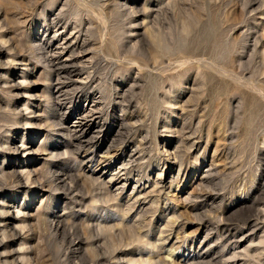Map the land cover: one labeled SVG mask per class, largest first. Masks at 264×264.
I'll use <instances>...</instances> for the list:
<instances>
[{"label":"rangeland","instance_id":"obj_1","mask_svg":"<svg viewBox=\"0 0 264 264\" xmlns=\"http://www.w3.org/2000/svg\"><path fill=\"white\" fill-rule=\"evenodd\" d=\"M0 3V264H264V0Z\"/></svg>","mask_w":264,"mask_h":264},{"label":"bare ground","instance_id":"obj_2","mask_svg":"<svg viewBox=\"0 0 264 264\" xmlns=\"http://www.w3.org/2000/svg\"><path fill=\"white\" fill-rule=\"evenodd\" d=\"M0 4H1V3H0ZM6 42H7V41H6ZM83 45H84V44H83ZM66 46H67V45H66ZM54 56H55V55H54ZM46 58H47V57H46ZM48 58H49V57H48ZM52 58H53V56H52ZM51 60H52V59H51ZM51 60H50V61H51ZM51 63H52V61H51ZM76 63H77V62H76ZM70 65H71V64L69 63V66H70ZM67 66H68V65H66L65 67H67ZM69 66H68V67H69ZM73 66H74V65H73ZM73 66H72V67H73ZM60 68H61V67H60ZM74 69H75V68H74ZM70 70H71V69H70ZM72 72H73V71H72ZM70 74H71V73H70ZM65 76H66V75H65ZM71 79H72V78H71ZM13 86H14V85H13ZM16 86H17V85H16ZM57 87H58V86H57ZM56 91H57V90H56ZM57 95H58V94H57ZM67 95H68V93H67ZM53 98H54V97H53ZM56 98H57V97H56ZM59 99H60V98H58V100H57L58 102H59ZM91 110H92V109H91ZM88 115H90V114H88ZM84 116H85V115H84ZM82 118H83V117H82ZM84 119H86V118H84ZM94 120H95V119H94ZM59 125H60V124H59ZM94 125H95V123L91 124V125L89 126V128L91 129V127L94 126ZM79 126H80L81 129H82V130H80V132L82 131V133H84V134L88 133L89 128L86 130V126H87V125H84V123H83L82 121L80 122V125H79ZM96 126H97V125H96ZM123 133H124V132H123ZM80 134H81V133H80ZM77 136H78V135H77ZM80 137H81V136H80ZM89 139H90V140H89ZM89 139H86V140H84V139H83V140H81V139H77V140L81 142L82 147H83V145H84V147L86 146V147L88 148L89 145H90V143L93 142V139H92V141H91V137H90ZM78 141H77V142H78ZM90 141H91V142H90ZM77 142H76V143H77ZM80 142H79V143H80ZM6 145H8V147H7V148L5 147V149H10V148H11L9 142H6ZM79 146H80V145H79ZM79 146H78V147H79ZM91 146H92V144L90 145V147H91ZM3 147H4V146H3ZM82 147H81V148H82ZM11 149H12V148H11ZM20 149H21V148H20L19 146L16 145V146L14 147V154H15V153L19 154ZM78 150H79V148H78ZM81 150H82V149H81ZM85 150H87V149H85ZM108 153H111V152H108ZM17 154H15V155H17ZM52 154H53V153H52ZM13 158H14V157H13ZM16 160H17V159H16ZM10 161H11V160H10ZM12 163H13V161H12ZM14 165H15V164H12V165H10V166H14ZM132 169H133V168H131V170H132ZM139 169H141V168H139ZM139 169H138V170H139ZM136 170H137V169H136ZM23 171H24V170H23ZM132 171H133V170H132ZM35 172H36V171H35ZM22 174H23V173H22ZM130 174H131V172H129V171L126 172V175H127L128 177L130 176ZM25 175H26V177H27V178H26L27 182L32 181L33 178H31V177H33V175H32V173H31V170H27L26 173H25ZM34 175H35V174H34ZM13 176L17 178V182H18L17 184H22V183H23L21 177L17 176V174L15 173V171H14V172H6V171L3 169V170H1L0 186L2 187L1 184L3 183V182H2L3 179H4V180L6 179V181H7V178H8V179H9L10 177L13 178ZM20 176H21V175H20ZM53 176H54V175H53ZM61 178H62V177H61ZM59 179H60V178H59ZM95 179H96V178H95ZM34 180H35V179H34ZM34 180H33L32 182H35ZM58 181H59V180H58ZM97 181H98V180H97ZM99 181H100V180H99ZM94 182H95V181H94ZM66 184H67V182H66ZM99 184H100V183H99ZM74 185H75V184H74ZM102 185H103V184H102ZM64 186H65V185H64ZM104 187H105V185H104ZM105 188H106V187H105ZM68 189H69V188H68ZM120 189H121V188H120ZM105 190H106V189H105ZM67 192H68V191H67ZM107 192H108V193H107ZM107 192H106V193L110 196V192H109V191H107ZM113 195H114V194H113ZM119 195H120V194H119ZM115 197H117V199H118L119 196H116V195H115ZM13 202H14V201H13ZM4 213H5V211H4ZM4 213H3V214H4ZM6 213H7V212H6ZM8 213H9V212H8ZM52 220H53V219H52ZM56 221H57V220H56ZM53 222H54V221H53ZM57 222H58V221H57ZM60 222H61V221H60ZM48 223H49V222H48ZM51 223H52V222H50V224H51ZM60 225H61V224H60ZM60 225H57V224L55 225V222L52 223V226H56V231L60 228V227H59ZM62 225H63V224H62ZM24 226H25V225H24ZM50 227H51V226H50ZM52 228L54 229V227H52ZM4 229H5V228H4ZM4 229H2V231L5 232V233H7ZM133 231H134V230H133ZM87 235H88V234H87ZM8 237H9V236H8ZM83 237H84V236H83ZM135 237H136V236H135ZM136 238H138V236H137ZM136 238H135V241H136ZM80 239H81V238H80ZM138 239H139V238H138ZM137 241H138V240H137ZM81 242H83V241H81ZM138 242H140V241H138ZM141 243H142V242H141ZM108 244H110V243H108ZM72 245H74V244H72ZM99 245H100V244H99ZM106 245H107V244H106ZM79 247H80V246H79ZM113 247H114V246H113ZM92 248H93V247H92ZM100 248H101V247H100ZM110 248H111V247H110ZM77 249H78V247H77ZM94 250H96V249H94ZM74 252H75V251H74ZM97 252H98V251H97ZM170 252H171V251H170ZM170 252H169V253H170ZM92 253H93V252H92ZM170 254H172V253H170ZM98 255H99V254H98ZM100 256H101V255H100ZM100 256H99V257H100ZM170 256H171V255H170ZM100 258H101V257H100ZM83 260H85V259H83ZM83 260H82V261H83ZM105 260H106V259H105ZM96 261L98 262V263H96V264H105V263H106L105 261H101V262H99L97 259H96ZM96 261H95V262H96ZM95 262H94V263H95ZM79 263H80V262H79ZM80 264H88V263L85 262V261H83V262L80 263Z\"/></svg>","mask_w":264,"mask_h":264}]
</instances>
